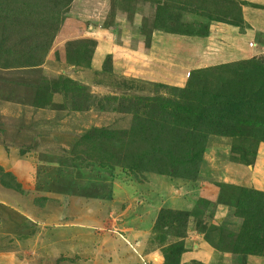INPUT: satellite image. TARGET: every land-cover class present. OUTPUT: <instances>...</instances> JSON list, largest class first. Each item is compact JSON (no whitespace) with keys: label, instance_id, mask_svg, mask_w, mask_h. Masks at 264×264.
Returning a JSON list of instances; mask_svg holds the SVG:
<instances>
[{"label":"rangeland","instance_id":"374dc122","mask_svg":"<svg viewBox=\"0 0 264 264\" xmlns=\"http://www.w3.org/2000/svg\"><path fill=\"white\" fill-rule=\"evenodd\" d=\"M165 7L205 21L181 29L182 55H201L198 35L217 22L255 38L248 53L255 57L189 71L192 90L212 94L228 151L220 161L242 163L230 173L239 183L202 186L200 178L133 170L115 163L104 138L79 142L93 129L124 133L133 145L137 131L149 136L151 98L163 82L123 73L122 53L149 50ZM167 85L160 101L177 98ZM123 145L112 150L116 157L129 156ZM91 151L105 152L104 160L85 159ZM263 158L264 0H0V264H98L110 257L106 236L126 240L131 252L109 264H264V190L248 187H264L256 170ZM149 173V182L135 185L138 198L115 194L123 178L144 182ZM87 209L105 219L102 228L84 224ZM137 231L143 244L128 239Z\"/></svg>","mask_w":264,"mask_h":264},{"label":"crops","instance_id":"0c3cea01","mask_svg":"<svg viewBox=\"0 0 264 264\" xmlns=\"http://www.w3.org/2000/svg\"><path fill=\"white\" fill-rule=\"evenodd\" d=\"M201 22L205 21L201 18V16L195 13H187L172 7H165V9H161L159 14V24L156 26V28L159 29L156 31L155 36L150 42L149 50L147 52L134 49H125L123 51V73H128V75L140 79L163 82L173 86L183 87L187 84L189 71L215 65L231 64L238 59L247 58L245 55H247L248 58L256 56L257 53L253 55L248 54L252 51L253 44L255 43L254 36L251 35V32H248L250 30L242 33L237 25L228 22H217L213 25L212 29L206 26L208 31L202 32V34L198 35L202 40L203 50L201 55L193 57L190 55H182L178 42H181L183 38L186 37V34L181 29L192 27L195 23L201 25ZM171 28H174V30ZM212 33H214L213 36H211ZM182 58L191 59L190 64L187 61L182 63L180 61ZM210 137L213 138V141L210 143L209 140H207L208 144L199 170V178L202 180L219 181L220 179H225V181L228 182L239 183V181L237 182L230 175V173L232 172L234 174L237 172L242 163L236 166V163H233L230 159L228 160V158L226 162H221V152L224 151V154L225 152L228 153L226 144L222 143V139L226 138L218 135H211L208 138L210 139ZM226 143H229V141L227 140ZM225 156L227 155L225 154ZM220 171H223V176L221 178L219 177ZM244 173L248 180L243 182L248 183L253 176L247 169H245ZM152 174L153 173H149L147 175V180L143 183L149 182ZM129 180L130 179L123 178L124 182H119V187H116L117 193L115 194L118 196H124L120 194V185H125L132 189L130 196L138 198L140 194H143V192L140 191L136 194L135 185L143 183H132V181L129 182ZM248 187L261 191L264 190V187L257 188L252 185ZM177 191L180 193L181 190L177 189ZM179 195L182 196V193ZM89 209L96 213V210L99 209V205L97 202H94L91 206H89ZM89 209H87V211L91 212ZM141 219L146 218L142 216ZM82 221L84 224L88 225L89 228L92 226L96 229L103 227L105 219L103 221L101 219H94L91 212V216L83 218ZM143 231L146 232L147 228L143 229ZM128 239L131 241L139 240L141 244L144 242V238L140 235V231L128 234ZM129 248L128 242L124 239L111 238L108 236L104 237L103 250H105L106 253L105 257L108 255L110 257L104 260H101V257H96L97 261L101 260L98 264H109L114 260L116 255L121 254L123 259H128L129 255H131ZM199 252L202 251L195 252L194 254H198ZM210 254L212 253L208 252L204 256L206 257ZM133 258L135 257L132 256V259ZM212 258L218 257H215L214 254H212Z\"/></svg>","mask_w":264,"mask_h":264},{"label":"trees","instance_id":"16d2710c","mask_svg":"<svg viewBox=\"0 0 264 264\" xmlns=\"http://www.w3.org/2000/svg\"><path fill=\"white\" fill-rule=\"evenodd\" d=\"M213 68L204 70L209 74L214 72L211 71ZM190 74L191 73H188L189 78L185 86H170L174 89V95L176 94L177 98L180 97L179 101L177 98L173 97H165L164 100L160 101L158 96L162 95L161 89L169 87V85L164 83L156 84L160 85V93L157 95V98H151L155 101L154 106L156 109L149 120V126L146 125L144 128V130L149 129L150 134L145 138L137 131L136 134L139 136L136 137V145H133L131 142L132 140H128L127 143L123 142L120 137L124 138V133L115 134L101 129H93L89 136H83L79 142L84 143L86 138H89L92 144L104 138L110 149L107 153L114 158L116 164L118 163L121 166L133 170L146 168L154 172L163 173V171H165L167 174L182 179L188 178L197 180L208 144V137L211 135L220 136L223 134V131L218 126L214 106L208 99L212 94L208 93L207 96L204 97L201 96V90H192V85H189L191 81ZM199 83V81L195 83L196 89ZM207 99L212 104V111H208L210 106L206 103ZM175 110L179 111L180 116H173L172 113ZM189 110L191 111L189 112ZM128 111L129 110L126 112ZM131 112L135 114L134 111ZM160 112L163 113V117L157 119V115ZM196 122L198 123V128L194 125ZM123 143L127 151L130 149L129 156L119 155L116 157L112 150L120 147ZM84 144H86V142ZM133 146L136 147L135 150ZM234 147L235 146H231V149L234 150ZM77 149H79L80 152L82 148L79 147ZM104 153L105 152H101L100 155H95L93 151H91L88 157L84 158L92 160L95 156L97 159L104 160ZM82 154L86 153L83 152ZM134 182L143 183L138 180ZM207 182L208 181L203 180L200 184L204 186L205 184L203 183ZM245 228H247V226ZM211 230H213V228H211ZM258 237L260 236L254 234L253 239L256 240ZM238 257L240 256L235 254L233 259Z\"/></svg>","mask_w":264,"mask_h":264},{"label":"bare ground","instance_id":"6f19581e","mask_svg":"<svg viewBox=\"0 0 264 264\" xmlns=\"http://www.w3.org/2000/svg\"><path fill=\"white\" fill-rule=\"evenodd\" d=\"M214 33L211 34L213 36ZM213 141V138L210 137L209 142L211 143ZM260 175L264 176V158L259 161L258 169H256ZM132 193V189L130 187H127L125 185H120V194L124 196H130Z\"/></svg>","mask_w":264,"mask_h":264},{"label":"water","instance_id":"95a60500","mask_svg":"<svg viewBox=\"0 0 264 264\" xmlns=\"http://www.w3.org/2000/svg\"><path fill=\"white\" fill-rule=\"evenodd\" d=\"M71 70H72V69H71ZM71 70H69V71H66L65 73H66V74H69V73H71Z\"/></svg>","mask_w":264,"mask_h":264}]
</instances>
